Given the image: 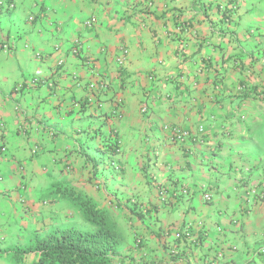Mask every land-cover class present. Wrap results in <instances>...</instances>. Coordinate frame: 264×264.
I'll return each mask as SVG.
<instances>
[{"label": "crops", "instance_id": "obj_1", "mask_svg": "<svg viewBox=\"0 0 264 264\" xmlns=\"http://www.w3.org/2000/svg\"><path fill=\"white\" fill-rule=\"evenodd\" d=\"M14 1L0 8V264L89 228L79 197L124 230L125 264H264V0Z\"/></svg>", "mask_w": 264, "mask_h": 264}, {"label": "trees", "instance_id": "obj_2", "mask_svg": "<svg viewBox=\"0 0 264 264\" xmlns=\"http://www.w3.org/2000/svg\"><path fill=\"white\" fill-rule=\"evenodd\" d=\"M75 207L89 228L72 225L36 235L28 245L15 248L12 256L22 260L33 254L32 264H125L127 258L121 254L125 233L119 224L90 200L79 197Z\"/></svg>", "mask_w": 264, "mask_h": 264}, {"label": "built area", "instance_id": "obj_3", "mask_svg": "<svg viewBox=\"0 0 264 264\" xmlns=\"http://www.w3.org/2000/svg\"><path fill=\"white\" fill-rule=\"evenodd\" d=\"M0 8H5L6 10L13 11L16 8V3L14 0H11L9 2H3L0 0ZM34 18L30 17V21H32ZM97 22V18L93 15L85 22L86 27H93L94 24ZM26 47H29V44H26ZM85 49V45L82 40L78 39L75 41V46L73 49V53L76 55H80L81 52ZM12 51V46L9 43H5L0 45V53H10ZM38 58H42V55L40 53L36 54ZM90 91L92 92V96L97 97L98 95H102L103 92L107 90V85L105 83L100 85L90 84L88 86ZM165 130H170L172 132V138L171 140L176 141H183L188 138H190V135L188 132L182 131L179 128H172L170 126H164ZM5 130V125L3 123L0 124V132H3ZM112 165H115L114 163ZM96 189H99V186L96 187ZM261 198H264V193H261ZM205 201L210 202L211 197L209 195L205 196Z\"/></svg>", "mask_w": 264, "mask_h": 264}]
</instances>
